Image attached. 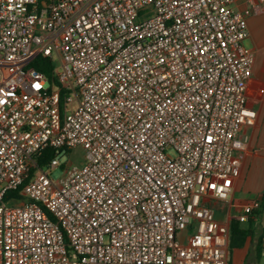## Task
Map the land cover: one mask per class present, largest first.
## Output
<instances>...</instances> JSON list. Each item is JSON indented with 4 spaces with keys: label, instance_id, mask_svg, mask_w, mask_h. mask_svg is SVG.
<instances>
[{
    "label": "built area",
    "instance_id": "2783aa9c",
    "mask_svg": "<svg viewBox=\"0 0 264 264\" xmlns=\"http://www.w3.org/2000/svg\"><path fill=\"white\" fill-rule=\"evenodd\" d=\"M253 11L0 0V264H227L230 220L260 208L221 222L211 206L230 198L256 124ZM75 147L80 167L61 161Z\"/></svg>",
    "mask_w": 264,
    "mask_h": 264
},
{
    "label": "crops",
    "instance_id": "0c3cea01",
    "mask_svg": "<svg viewBox=\"0 0 264 264\" xmlns=\"http://www.w3.org/2000/svg\"><path fill=\"white\" fill-rule=\"evenodd\" d=\"M235 10L253 9L247 18L248 36L244 47L254 55L247 83V102L257 112L253 128H244L249 141L242 156L240 175L233 182V192L227 208L222 207L217 220L234 218L250 201L260 200L264 190V4L256 0H233ZM218 202H212L211 206ZM233 219L230 220L229 226ZM236 221V220H235ZM249 223L248 227L242 224ZM230 228V227H229ZM242 236L229 234L227 264H264V208H259L246 222H239Z\"/></svg>",
    "mask_w": 264,
    "mask_h": 264
},
{
    "label": "rangeland",
    "instance_id": "374dc122",
    "mask_svg": "<svg viewBox=\"0 0 264 264\" xmlns=\"http://www.w3.org/2000/svg\"><path fill=\"white\" fill-rule=\"evenodd\" d=\"M54 61H56V60L54 59ZM54 67H55V64L53 63L52 68H54ZM169 154H172V152L169 151ZM84 157H85L84 150L81 147H75V148L66 150V152L61 157V161L65 162V163L70 162L71 165L80 167L85 163ZM49 176H50V178H52L53 180L56 181L63 176V169L62 168L49 169ZM6 204L11 206V205H14V202H9L7 200ZM227 205H228V203L218 202L216 205L212 206L214 213H215V216L218 217V213H219L220 209L222 207L227 208ZM248 225H250V224L249 223L242 224L243 227H248ZM250 227H252V226L250 225ZM192 231H193V229H190L188 231V234H191Z\"/></svg>",
    "mask_w": 264,
    "mask_h": 264
},
{
    "label": "trees",
    "instance_id": "16d2710c",
    "mask_svg": "<svg viewBox=\"0 0 264 264\" xmlns=\"http://www.w3.org/2000/svg\"><path fill=\"white\" fill-rule=\"evenodd\" d=\"M34 67L36 70L42 71L45 74L48 75V77L54 82L55 78L52 76V65L50 60L48 59H40L38 58L37 60L34 61ZM55 155L54 150L51 149H46L42 156L39 157L38 160V166L43 167L51 160V158ZM260 208H264V190L261 194L260 197ZM231 229V234L233 235H238V237L242 236L243 232L239 229V222L236 220H233L230 228H229V233Z\"/></svg>",
    "mask_w": 264,
    "mask_h": 264
}]
</instances>
